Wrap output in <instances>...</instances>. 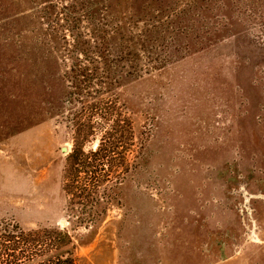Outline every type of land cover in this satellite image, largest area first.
<instances>
[{
	"label": "rangeland",
	"instance_id": "rangeland-1",
	"mask_svg": "<svg viewBox=\"0 0 264 264\" xmlns=\"http://www.w3.org/2000/svg\"><path fill=\"white\" fill-rule=\"evenodd\" d=\"M155 1L102 13L139 58L113 90L137 160L102 221L70 230L76 264H264V0ZM13 2L0 0V220L70 229L68 60L35 6ZM163 43L155 66L143 49Z\"/></svg>",
	"mask_w": 264,
	"mask_h": 264
},
{
	"label": "trees",
	"instance_id": "trees-1",
	"mask_svg": "<svg viewBox=\"0 0 264 264\" xmlns=\"http://www.w3.org/2000/svg\"><path fill=\"white\" fill-rule=\"evenodd\" d=\"M22 1L35 6L33 16L43 30L60 36L59 47L68 60L62 79L67 82L65 119L72 148L65 157L62 191L68 199L65 211L71 228L51 224L25 229L15 221L0 220V264H76L70 230L100 223L114 190L136 169V157L131 164L127 159L134 141L132 123L113 90L122 74L138 75L139 58L129 46L131 38L123 36L117 24L101 22L102 13L117 8L118 0ZM7 2L21 9L13 0ZM148 2L140 10L151 16ZM136 15L128 19L144 17ZM162 46L164 57L144 48L146 60L155 66L170 60L168 46Z\"/></svg>",
	"mask_w": 264,
	"mask_h": 264
},
{
	"label": "water",
	"instance_id": "water-1",
	"mask_svg": "<svg viewBox=\"0 0 264 264\" xmlns=\"http://www.w3.org/2000/svg\"><path fill=\"white\" fill-rule=\"evenodd\" d=\"M97 144V142L95 143V145Z\"/></svg>",
	"mask_w": 264,
	"mask_h": 264
}]
</instances>
